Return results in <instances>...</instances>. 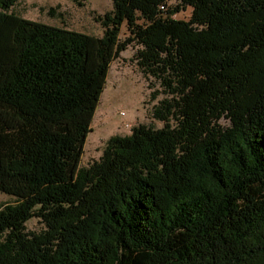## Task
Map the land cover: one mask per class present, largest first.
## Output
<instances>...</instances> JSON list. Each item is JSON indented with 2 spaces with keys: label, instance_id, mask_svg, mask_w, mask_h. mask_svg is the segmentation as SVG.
Here are the masks:
<instances>
[{
  "label": "trees",
  "instance_id": "1",
  "mask_svg": "<svg viewBox=\"0 0 264 264\" xmlns=\"http://www.w3.org/2000/svg\"><path fill=\"white\" fill-rule=\"evenodd\" d=\"M17 1L0 0V190L16 198L0 202V264H264V0H114L102 36ZM134 42L164 124L112 134L81 165Z\"/></svg>",
  "mask_w": 264,
  "mask_h": 264
},
{
  "label": "rangeland",
  "instance_id": "2",
  "mask_svg": "<svg viewBox=\"0 0 264 264\" xmlns=\"http://www.w3.org/2000/svg\"><path fill=\"white\" fill-rule=\"evenodd\" d=\"M177 3L178 0H168L170 8ZM113 7L114 0H18L8 11L25 18L102 36L103 25L98 16L111 11ZM191 12L192 7L186 6L173 16L188 19ZM128 34L127 24L124 23L120 36L124 39ZM139 47L135 42L128 44L120 56L111 62L107 83L92 119V130L87 135L81 165L99 160L107 139L112 134H131L132 127L139 123L154 127L164 124L153 115L154 104L164 97L161 92L163 88L154 76L145 74L137 63L136 53ZM224 122L225 119L221 123ZM0 202H16V198L0 190ZM26 226L33 232L45 228V224L38 217H32L26 222Z\"/></svg>",
  "mask_w": 264,
  "mask_h": 264
},
{
  "label": "built area",
  "instance_id": "3",
  "mask_svg": "<svg viewBox=\"0 0 264 264\" xmlns=\"http://www.w3.org/2000/svg\"><path fill=\"white\" fill-rule=\"evenodd\" d=\"M162 6H163V5H162ZM121 113H122V114H125V111H122Z\"/></svg>",
  "mask_w": 264,
  "mask_h": 264
}]
</instances>
